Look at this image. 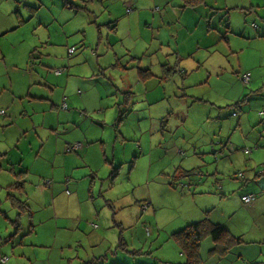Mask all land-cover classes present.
<instances>
[{
    "label": "rangeland",
    "instance_id": "1",
    "mask_svg": "<svg viewBox=\"0 0 264 264\" xmlns=\"http://www.w3.org/2000/svg\"><path fill=\"white\" fill-rule=\"evenodd\" d=\"M10 1H12V5ZM10 1H8L9 7H6L5 1L0 0V26L3 20L7 26L8 18L10 16H13V19L16 17V10L19 11L25 22L12 31L0 35V109L3 108L6 111V114L0 115V124L11 120L8 115L12 113L14 106L21 103L23 106L29 107L27 95L20 98L15 93H11V102L5 98L12 85L13 88H16L23 86L24 82L29 79L32 83L38 79L36 84L41 90L39 93H44L42 91L45 90L48 93L52 91L50 90L52 86L46 85L40 79H45V74L42 72H46V70L49 71L51 79H57L53 76L54 69L57 67H46V61H51L49 55L53 51H57L58 54L56 55H62L67 59L66 51L69 46L73 45L75 49L64 64L68 70H79L86 64L97 66L96 59L100 62L106 61L111 53L109 52L107 56L102 58V52L106 45L104 42L107 41V30H101L102 36L97 42L95 24L86 21L84 27L72 29V21L75 20V17L76 19L84 17L82 13L75 14L71 10L61 12L66 21L63 24H66L64 29L71 30L67 36L69 42L60 43L61 45L55 47L51 44L49 47H37L38 52H36L33 47L39 43L36 38L38 35L42 34L44 37L51 34V38L55 40V35L60 38L59 31L62 29L57 28L59 23L54 21L47 24L40 32V27L37 25L35 17L30 16L31 11L27 6L35 7L37 5L36 0ZM230 4H237L238 7L213 9L211 14L207 10H202L208 13L206 17L202 18L205 21V26L202 29L199 26L195 31L194 36L202 34L194 49L191 50L192 55L197 56L199 54L202 62L201 69L199 76L186 80L187 84L195 82L194 86L183 91L174 89L175 83L171 79H160L159 77L150 78L145 83L134 84V88H146L148 95L141 104L138 101L142 97L136 99L131 97L129 101V94L126 96L125 107L120 108L122 115L120 130L124 134L123 142H120L119 135L115 147L112 146L114 132L110 144H105L107 159H104L102 154L94 156L91 151L92 147L85 154L86 159L92 161L99 169L95 179L98 183H103L102 186L97 185V188L92 191L93 203L86 201L75 204L74 208L62 209H54L51 205V207L43 209L38 200L32 196L27 200L31 213L29 210L19 209L18 215L17 207L11 203V199L18 197L17 199L22 201L24 196L20 193L23 189H18V185L17 188L14 186L6 188L7 191H4L2 195L0 210L6 212L9 220L17 219L19 222V233L16 236L13 235L17 245L12 257L13 260L18 259V261L13 264H38L34 260L38 257H41L39 264H85L87 261L90 262L89 264H110L116 260L120 262L131 260V262L138 263L140 257L142 259L149 258V250H152L154 255L167 256L170 254L174 258L168 241L163 242L162 245H150V238L147 237L149 234L145 228H149V224L145 223L144 226L145 219L143 217H140L138 223L134 220L138 219L139 213L140 216L149 217L144 212L145 207L149 204L148 201H146L148 203L146 205L141 203L146 196L151 193L155 198L173 199L176 202L184 192L194 190L196 182H193V178H201L197 186L204 188L202 193L204 197L198 195L197 203L205 204L210 203V199H219L218 192L221 191L216 187L219 185L212 186L215 181L217 183H222L226 179L237 182L245 181L243 177L247 174L246 163L249 161L251 153H245L243 149L247 146L255 151L260 148L256 143L260 146L264 145V116L260 117L255 114L257 111L264 110V87L259 89V86L264 85V40L245 41L236 35L242 34L243 27L248 30H259L260 32L263 30L264 32V0H232ZM43 6L55 12H58L60 7L55 2H45ZM7 11H12L13 14H8ZM101 15L104 13L97 14V16ZM13 25L15 23H11L10 27ZM6 26L0 29V34L6 30ZM208 26L210 29L207 28ZM32 41L34 43H31ZM230 44L232 47L235 46L233 51H229ZM26 47H29L31 53L37 55L39 53V58L32 59L27 53L23 61ZM12 58L14 67L10 64ZM189 60H193L194 64L191 65ZM185 62L186 67L193 70L195 59L190 58ZM249 66L254 67L253 74L257 78L255 85L251 86L250 81L244 83L240 79V74L246 71ZM108 69L109 72L106 76L112 71L111 67ZM104 73L102 72L92 78L90 81L92 87L95 89L101 85L106 88L111 87L110 82L104 83L107 81L105 79L104 82L102 81ZM128 78L130 77L120 78L118 76L117 82L113 81L114 89L117 88L114 94L108 89L109 96L103 97L104 100L108 101L106 106L107 120L103 124L90 117L81 118L80 114L78 115L80 118L74 116L71 103L75 105L88 103L94 108L90 112L99 114L96 107L99 101L93 100L94 96L93 99L88 98L84 101L82 99L78 103H76V98H67L64 100L67 109H62L61 115L56 111H53V114L50 113V109L41 110H45L49 116L47 118L53 121L56 120L54 116L57 114L60 119L65 120L66 113L71 111L68 120L79 123L77 126L79 130L76 131V127L71 130V138L79 135L76 133L83 129L86 121H89L90 124L93 123L91 121H94V126H99L98 129L104 130V133H109L108 127L115 123L118 115V105L115 102L117 98L118 100L125 98V94L121 93L119 84L127 85ZM132 92H134L133 89ZM31 93H35V91ZM47 95L50 99L55 98V93ZM14 99L15 103L13 102ZM36 100L39 105L30 106L32 109H40L41 103L44 102L41 99ZM6 101L7 105H5ZM46 102L50 106V101ZM126 102H128L127 105ZM139 104L138 113L131 112V107L134 105V109H136ZM115 108H117L116 112L114 111ZM18 110L23 109L17 108ZM233 111H236L237 115L232 114ZM113 112L116 113L115 116ZM253 112L254 117L251 116ZM95 117L98 118L97 115ZM240 120H244L243 125ZM65 124L69 125V122ZM0 132L11 134L9 129ZM220 141L222 143L233 142L238 149L232 151L228 144L224 151H221L219 150ZM242 147L244 148L242 149ZM33 149L35 150L36 147ZM258 153L260 159L255 168L259 167L258 170L263 171L264 165L261 163V159L264 158V151L259 150ZM112 154L115 156V160ZM23 157L24 163H27L26 153ZM12 161L16 162L17 158L12 159ZM7 164L8 161L0 159V184H12L16 179H20V173H8ZM239 172H242L243 176L239 175ZM78 173L81 176L82 171L78 170ZM30 179L26 185L31 182ZM188 180L192 182L187 183ZM83 185L87 188V179L82 181L81 187ZM154 187H160V189L155 191ZM231 193L233 194L232 191ZM186 205L190 206V203L187 202ZM94 214H98L93 221L97 223H94L95 226L93 224L94 227L97 225L94 230L105 238L102 243L99 241L92 242L90 235L91 217ZM160 214L158 213L161 223L168 221L165 215ZM0 216L5 221V225L9 226L10 224L12 227L8 233H13L16 225L11 223V220L7 222L4 215L0 214ZM121 219L124 224H120ZM21 226L23 227L22 232H20ZM153 229L154 232L157 231L155 225ZM120 233L124 239H132L131 243L127 239L129 244H125V249H119L120 245L117 247ZM160 233L162 232L160 231ZM8 242L5 244L9 245L10 242ZM22 243L25 244L24 247H20L23 246ZM138 245L139 249L142 250L140 254L133 251L136 249L134 246L138 247ZM30 246L35 248L34 258L31 256L32 249L28 248ZM2 253L9 255L6 251H2ZM155 262L156 264H165L164 262L161 263L159 257ZM148 264L153 263L148 262Z\"/></svg>",
    "mask_w": 264,
    "mask_h": 264
},
{
    "label": "crops",
    "instance_id": "2",
    "mask_svg": "<svg viewBox=\"0 0 264 264\" xmlns=\"http://www.w3.org/2000/svg\"><path fill=\"white\" fill-rule=\"evenodd\" d=\"M4 1V5L9 7L8 5L10 4L8 1L10 0H3V2ZM192 1L193 0H36L37 5L35 4V7L27 5L31 11L30 16L35 17L37 25L40 27V32H42V29L47 24L54 21L59 23L57 24V28L62 29L59 31L60 38H57L55 35L56 40L51 38V34L44 37L42 34L38 35L36 38L39 43L33 47V50H36V52H38L37 47H49L50 44L55 47L61 45L60 43L69 42L67 36L70 34L71 30L64 29L66 24H63L66 21L63 19L64 17L61 12L64 10H71L75 12V14L82 13L84 17L80 19H76L75 17V20L72 21V29H78L80 26L84 27L86 21L95 24L97 28V42L102 36L101 30H107V41L104 42L106 45L102 52V58L107 56L109 52L111 53L106 61L100 62L96 59L99 68L95 65L86 64L80 67L79 70H68L64 64L68 61L70 58L69 55L73 53V51H66L68 55L67 59L62 55H56L58 54L57 51H53L54 53L52 52L50 53L51 55H49L51 56V61H46V67L61 68V71L58 73L52 72L53 76L57 79H51L49 71L46 70V72H42L45 74V79H40L41 82L53 87V89L52 87L50 88V90H52L51 92L48 93V91L45 90L42 91L44 93H39L41 90L36 84L38 83V79L33 83L29 79L20 87L13 88V85L11 86L10 92L5 98L11 102V93H15L20 98L27 95L29 98V107L23 106L21 103L14 106L12 113L8 115V118L11 120L0 124V131L7 129L11 130L10 135L0 132V159L8 161L7 171L9 174L20 173V179H16L12 184H0V204L3 200L2 195L4 191H7L6 188L9 186L17 188V185L18 189H23L20 195L24 196V199H21L22 201L18 200V197L11 199V203L17 207V214L19 209L30 211L27 200L32 196L38 200L40 207L43 209L49 208L51 205L54 209H62L74 208L75 204L86 201L93 203L94 197L92 191L97 188V185L102 186L103 183H98L95 179V175L99 169L92 161L86 159L85 154H87L88 150L90 151L92 147L91 151L94 156L102 154L104 155V159H107L105 144H110L114 132L115 135L112 146L115 147L119 135L120 142H123L124 134L123 131L120 130L122 126L120 108L125 107L124 103L126 96L129 94V101L131 97L134 99L142 97L141 99L139 98L140 101H138L141 104L148 95V90L146 88H134V84L145 83L150 78L159 77L160 79H171L175 83L174 89H181L182 91L184 89L189 90V87L194 86L195 82L187 84L186 80L199 76L201 69L200 65L202 64L199 54L195 56L192 55L191 52L202 34L194 36L195 31L199 26H201V29L205 26V21L202 18L208 15L207 12H203L202 10H207L209 14H211L213 9H231L238 7L237 4H230L232 0H200L195 4L192 3ZM45 2L57 3L60 6L59 11L55 12L50 8H45L43 6ZM10 3L12 5V1H10ZM16 12V17H14V19L13 16L8 18L9 21L7 26L5 25V21H2L0 29L6 26V30L1 32L0 35L12 31L25 22V19L21 18L19 11L16 10ZM101 12H103L104 15L97 16V14ZM7 13L13 14L12 11H7ZM11 23H15V25L10 27ZM209 26L207 27L208 29H210ZM236 36H239L243 40L245 39V41L252 39L264 40L263 30H261V32L259 30L253 31L244 27L242 34ZM31 43H34V41ZM229 49V51H233L235 46L233 45L232 47L230 44ZM28 50L29 47H26L22 58L23 61L27 53L32 59L36 57L39 58V53L37 55ZM190 58L195 59L193 70L188 69L185 65V61ZM121 61L123 62L121 63ZM189 62L191 65L194 64L193 60H189ZM13 63L14 60L12 58L10 64L14 67ZM108 67H111L112 71L106 76L109 72ZM253 68L254 67L251 66L246 68V71L251 72V79H249L251 82L250 86L255 85L257 82V78L253 74ZM102 72H105L102 81L104 82V79L107 80L104 83L110 82L111 87L106 88L101 85L95 89L92 87L90 81L93 77ZM118 76L120 78H130L127 79V85L122 86L121 83L119 84L121 86V93L125 94V98L123 97L119 100L117 98L115 102L118 105V115L115 119V123L108 127L109 133H104V130L98 129L99 126H94V121H91L93 125L90 124L89 121H86L84 122L85 126L83 129L76 133L82 136L78 135L71 138V130H74L75 127L76 131L79 130L77 128L79 123L68 120L71 111L66 113L67 116L65 120L59 118L60 116H58V114L61 115L62 109H65L67 105L65 103V106H63L64 100L73 97L76 98V103H78L82 99L83 101L88 98L93 99L94 96L93 100L99 101V105L97 104L96 106L99 110V114L90 112L94 110V108L88 103H78L76 105L71 103L74 109V116L78 118L84 117L85 119L86 117H90L96 122L103 124L107 120L106 106L108 105V101L104 100L103 97L105 95L109 96L110 93L108 89L114 94L117 88L115 87L114 89L113 81L117 82ZM81 86L84 87L80 88ZM36 87H38L37 90ZM259 87V89H261L264 85L262 84ZM132 89L134 92H132ZM33 90L35 93H31L34 92ZM52 93H55L54 99H50L47 95H51ZM16 95L14 96L16 97ZM36 99L44 101L41 103L40 109L36 108L38 111L35 108H31L32 105H39ZM46 101H50V106ZM13 102L15 103V99ZM127 103L128 102H126V105ZM140 104L136 109H134L135 107L133 105L131 107V112L138 113ZM5 105H7V101ZM17 108H22L23 110L17 111ZM41 109H50V113L52 114L54 113L53 111H56L58 113L54 116L56 120H49V118H47V112ZM147 109L150 108L147 107ZM114 111L116 112L117 108H115ZM263 111L264 110L257 111L255 114L260 117L264 116ZM115 112H113L114 116L116 115ZM234 112V115H237L236 111H233L232 114ZM4 113L6 114V111ZM79 114L80 117L78 116ZM95 115H97L98 118H96ZM251 116L254 117V112ZM66 122H69V125L65 124ZM240 122L242 125L244 124V120H240ZM28 137L29 140H27ZM30 141L32 142L30 143ZM73 141L80 143V145L76 148H71L70 146L73 144ZM220 144L219 150L221 151H224L225 146L228 144L232 151L238 149V147L230 141L224 143L220 141ZM256 145L260 148L255 151L252 150L251 147L246 146L249 148L248 154H251L249 161L246 163L248 168L246 176L243 177L245 178L244 182L226 179L222 181V183H217L216 181L213 183L212 186H216V184L219 185L216 186L221 191L218 192L219 199H210V203L205 204L197 203L198 195L204 197V195H202L204 188H198L197 186L201 178H193V182H196L194 190H187L183 194L181 193L180 199L176 202L173 199L155 198L151 193L141 202L145 203L143 205L149 203L144 211L149 217L146 215L140 216L139 213L137 215L138 219H133L138 223L140 217H143L145 219L143 223L144 226L145 223L149 224V228L145 227L149 236L145 235L150 238V245H162L163 242L168 241L174 258L170 254L167 256L154 255L152 250H149V258L142 259L140 257L138 263L131 262V260H124L121 262L116 260L110 264H148V262L156 264L155 260L157 257H159L161 263L164 262L165 264H186L185 253L182 252L179 244L170 237V234L186 224L198 221L205 216H208L211 222L225 227L230 235L237 237L238 240L230 243L227 240V235L217 240L209 233H206L199 243V261L196 264H263L264 170H258L259 167H255L259 164L260 158L258 152L259 150L264 151V145L260 146L257 143ZM34 147H36L35 150L33 149ZM243 148L244 147H242V149ZM25 153L26 157H28L27 163H24L23 156ZM14 158H17L16 162L12 161ZM135 161L136 159L134 163ZM31 162L33 163L31 164ZM261 163L264 165V158L261 159ZM78 170L82 171L81 176ZM29 179L31 182L26 185ZM85 179L88 180L87 188H85V185L81 187V183ZM188 182L192 181L188 180L187 183ZM154 188L155 191L160 189V187ZM206 192L209 193V191ZM248 193L254 194V199L245 202L241 197ZM146 201H148V203H146ZM187 202L190 203V206L186 205ZM158 213H162L160 214L162 216L165 215L168 221L161 223L159 220L161 218H159ZM0 214L4 215L7 222H10L11 219L9 220L7 218L6 212L0 210ZM96 215L98 214H94L91 217L90 235L92 242L99 241V243H102L105 238L94 230L97 227V225L94 227V223L96 222H93ZM115 217L116 215L114 218ZM15 220L16 219H12L11 223L16 225V228L13 233H8L10 229L12 230V227H10V224L9 226L7 224L5 225V221L0 216V242L2 244L0 246V256L7 255L2 253V251H6L9 254L7 255L6 261L4 263L0 262L1 264H13L18 261V259H16V261L12 259L16 248L15 246L17 245V242H14V238L19 233V222ZM120 224H124L122 219L120 220ZM154 225L157 228L155 232L153 229ZM22 230L23 227L21 226L20 232H22ZM160 231L162 233H160ZM14 234L15 236H13ZM127 239H124L120 233L117 247L120 245L119 249H125V244H129V241L130 243L132 242V239H128L129 241ZM7 241L10 242H8L9 245L5 244ZM22 245L23 246L20 247H24L25 244L22 243ZM224 246L226 248H224ZM134 247L136 248L133 250L134 253L140 254L142 250L139 249V245L138 247ZM28 248L32 249L31 256L34 258L35 248L31 246ZM40 259L41 257H38L34 260L39 264Z\"/></svg>",
    "mask_w": 264,
    "mask_h": 264
},
{
    "label": "trees",
    "instance_id": "3",
    "mask_svg": "<svg viewBox=\"0 0 264 264\" xmlns=\"http://www.w3.org/2000/svg\"><path fill=\"white\" fill-rule=\"evenodd\" d=\"M199 1L200 0H193L192 3L195 4ZM206 233H209L217 240H220L224 235H227V240L230 243L238 240L237 237L230 235L225 227L211 222L208 216H205L198 221L190 222L170 234V237L179 244L182 252L185 253L186 264H196L199 261V243ZM224 248L226 247L224 246ZM85 264H89V262H85Z\"/></svg>",
    "mask_w": 264,
    "mask_h": 264
},
{
    "label": "built area",
    "instance_id": "4",
    "mask_svg": "<svg viewBox=\"0 0 264 264\" xmlns=\"http://www.w3.org/2000/svg\"><path fill=\"white\" fill-rule=\"evenodd\" d=\"M69 52H72V51H74V47L72 46V47H69ZM61 71V68H57V69H54V72H60ZM240 77H241V80L242 81H244V82H248L249 81V79H250V72H248V71H244V72H242L241 74H240ZM63 106H65V102H63ZM4 113V110L3 109H0V114H3ZM233 114H235V112L233 113ZM80 145V143H78V142H74L70 147L71 148H76V147H78ZM244 150V152L245 153H249V148H244L243 149ZM239 175H242V172H239ZM242 199L245 201V202H249V201H251V200H253L254 199V194H252V193H248V194H246V195H243L242 196ZM6 259H7V256L6 255H2V256H0V262L1 263H4L5 261H6ZM263 264H264V262H263Z\"/></svg>",
    "mask_w": 264,
    "mask_h": 264
}]
</instances>
